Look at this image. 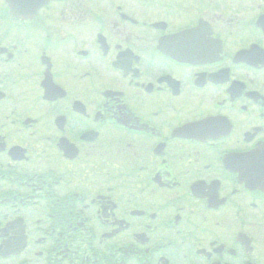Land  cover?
<instances>
[{
    "label": "flooded vegetation",
    "instance_id": "1",
    "mask_svg": "<svg viewBox=\"0 0 264 264\" xmlns=\"http://www.w3.org/2000/svg\"><path fill=\"white\" fill-rule=\"evenodd\" d=\"M0 264H264V0H0Z\"/></svg>",
    "mask_w": 264,
    "mask_h": 264
},
{
    "label": "water",
    "instance_id": "2",
    "mask_svg": "<svg viewBox=\"0 0 264 264\" xmlns=\"http://www.w3.org/2000/svg\"><path fill=\"white\" fill-rule=\"evenodd\" d=\"M50 0H8L11 11L16 16L28 17L30 13L36 15ZM254 164V162H251Z\"/></svg>",
    "mask_w": 264,
    "mask_h": 264
}]
</instances>
